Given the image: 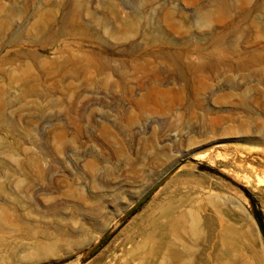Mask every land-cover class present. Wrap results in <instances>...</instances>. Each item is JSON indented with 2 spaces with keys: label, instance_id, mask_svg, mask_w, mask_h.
<instances>
[{
  "label": "rangeland",
  "instance_id": "1",
  "mask_svg": "<svg viewBox=\"0 0 264 264\" xmlns=\"http://www.w3.org/2000/svg\"><path fill=\"white\" fill-rule=\"evenodd\" d=\"M251 199L264 0H0V264H264Z\"/></svg>",
  "mask_w": 264,
  "mask_h": 264
},
{
  "label": "water",
  "instance_id": "2",
  "mask_svg": "<svg viewBox=\"0 0 264 264\" xmlns=\"http://www.w3.org/2000/svg\"><path fill=\"white\" fill-rule=\"evenodd\" d=\"M180 164L174 166L172 169H170L152 188H150L123 216L122 222H125L127 219H129L164 183L165 181L174 174L182 165ZM252 200V199H251ZM252 206L254 210V214L256 218L259 221L260 227L264 234V219L262 212L258 209L256 203L252 200ZM114 234V229L109 230L104 237L98 241L82 258L83 261H86L90 259L94 254H96L112 237Z\"/></svg>",
  "mask_w": 264,
  "mask_h": 264
},
{
  "label": "bare ground",
  "instance_id": "3",
  "mask_svg": "<svg viewBox=\"0 0 264 264\" xmlns=\"http://www.w3.org/2000/svg\"><path fill=\"white\" fill-rule=\"evenodd\" d=\"M261 181V180H260ZM178 216V215H177ZM175 218H176V216H175ZM182 218V217H181ZM176 221V220H175ZM171 223H173V222H171ZM157 231V230H156ZM159 231H160V229H159ZM158 232V231H157Z\"/></svg>",
  "mask_w": 264,
  "mask_h": 264
}]
</instances>
